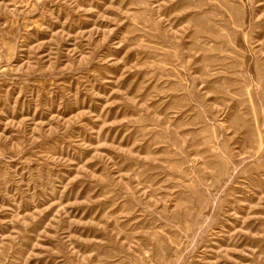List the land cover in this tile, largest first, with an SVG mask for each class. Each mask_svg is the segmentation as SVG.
<instances>
[{"label": "rangeland", "instance_id": "374dc122", "mask_svg": "<svg viewBox=\"0 0 264 264\" xmlns=\"http://www.w3.org/2000/svg\"><path fill=\"white\" fill-rule=\"evenodd\" d=\"M0 264H264V0H0Z\"/></svg>", "mask_w": 264, "mask_h": 264}]
</instances>
